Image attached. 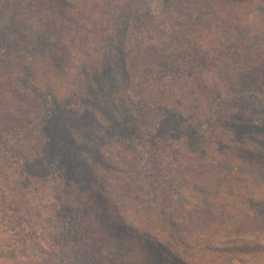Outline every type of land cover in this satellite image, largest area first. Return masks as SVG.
<instances>
[{
  "label": "trees",
  "instance_id": "obj_1",
  "mask_svg": "<svg viewBox=\"0 0 264 264\" xmlns=\"http://www.w3.org/2000/svg\"><path fill=\"white\" fill-rule=\"evenodd\" d=\"M145 1L18 0L12 45L0 29V67L21 71L4 85L20 101L0 98L1 263L70 264L64 250L82 239L108 264H196L194 253L264 264V33L242 31L249 17L264 21V0H205L235 16L217 20L228 29L207 44L192 34L203 19L191 0H165L159 21ZM25 23L45 26L36 44L19 41ZM113 172L119 189L105 180ZM124 203L149 206L161 227L127 224ZM176 207L199 222L182 231ZM207 227L262 242L222 248L179 235ZM39 240L48 251L29 263L25 248Z\"/></svg>",
  "mask_w": 264,
  "mask_h": 264
},
{
  "label": "rangeland",
  "instance_id": "obj_2",
  "mask_svg": "<svg viewBox=\"0 0 264 264\" xmlns=\"http://www.w3.org/2000/svg\"><path fill=\"white\" fill-rule=\"evenodd\" d=\"M10 2V8L7 9V12L0 13V29L3 30V33L7 35V38L10 39V43H12L16 40L15 36H13L12 30L9 25H12L13 23L10 22L11 19V9L14 6V4H17L18 0H8ZM192 1V0H191ZM190 1L192 5L190 8V15H196L199 13V17L202 18V22L198 23V28L196 27L192 34H194V37H197L198 41H202L205 44L209 41H218V35L220 36L222 31H226L227 27H222V31L216 30V22L219 19L222 20H228V19H234L235 16L233 13L228 14L224 11V13H220L219 9H216L215 5L213 3H210L209 1L205 0H193ZM33 4V3H32ZM142 7H148L150 9V15H153L154 19L159 21L158 18H161V14L164 12H168L166 9V3L165 0H148L143 2ZM183 7L188 9V3L184 1L182 3ZM200 5V6H199ZM141 7V8H142ZM183 10L186 12L187 10ZM179 11V10H178ZM28 12L33 17H39L41 13V9H38L36 7H31L28 9ZM188 15V14H187ZM138 17V16H135ZM234 17V18H233ZM241 17V16H240ZM238 17L239 19H241ZM243 18V16H242ZM12 20V19H11ZM244 21V19L242 20ZM199 22V21H196ZM230 22V20H228ZM21 23V22H20ZM22 24V23H21ZM195 25V24H194ZM247 25V26H246ZM246 30L242 31H249V32H263L264 33V21L261 19H258L256 17H249L246 19V22L244 24ZM45 27L43 24L39 23H25L24 28L21 32V38L19 41H22L23 43L28 44H36L37 39L40 37L41 34H43L45 31L43 29ZM219 33V34H218ZM214 37H216L214 39ZM206 41V42H205ZM52 44L54 43L52 39H48L45 44ZM178 45L181 44V40L177 42ZM21 71L20 68L17 66H11L8 63H4L0 67V98L3 100H9L11 101H20L19 95L11 96V94L8 92L6 86H4L6 83H10L11 85H16L14 83L15 78L17 76H20ZM17 98V99H16ZM24 127V126H23ZM105 154V162L109 165H112L115 167V155L112 153H104ZM114 162V163H113ZM103 174V172H102ZM100 176H105V175ZM122 175H119L115 172L111 174H107L105 176V180L108 182V184L115 186L116 188H120L122 186ZM121 181V182H120ZM69 190V194L72 195V190L75 192V189L71 187ZM73 198L68 197V202L71 204H76L75 202H72L71 200ZM121 204V201L119 202ZM125 204V203H124ZM117 205V204H116ZM125 207L130 209V212L126 214L125 217L128 218L127 224L130 223L131 225L139 226V225H148L151 226L152 224L160 226L162 225L161 220H158V217L156 218L154 211L149 206L143 205V204H137V203H127L125 204ZM82 209V208H81ZM167 210V209H166ZM170 211H175L173 214H171L170 218H173V223L175 225H184L187 222V225L184 229H181L184 232L188 231L189 225H193L195 223H198L199 221L195 220V218H191L192 216L196 215L191 213L190 210L186 209H180L179 207L173 208ZM188 211V212H186ZM167 211L165 213V216H167ZM189 213V214H187ZM203 215L208 214L209 216L206 218L208 227L211 226V220L213 219L214 215L207 213L206 211L203 212ZM122 218H125L123 214H120ZM216 216V215H215ZM224 220V219H223ZM107 221V220H106ZM204 228L202 232H200L199 237L195 236H188V234L183 235L180 233L179 235L184 237L185 241H204L207 242L210 245L216 246V247H222V248H228V247H237L242 245H252L254 243H260L262 242L261 237L250 234V235H244V236H235V237H229V238H217V236L212 235L209 232V228ZM182 228V227H180ZM169 232L174 233L171 227H168ZM217 235V234H216ZM213 237V238H212ZM35 242V243H34ZM32 243L27 244L25 248V259L27 262L31 263L35 260H40L43 258L47 251H48V244L46 241L39 240L34 241ZM82 239L79 240V242L76 245V251L73 248H66L64 259L70 264H108L106 260L100 257V249L97 245H92L90 243H83ZM79 247V248H78ZM70 249V250H69ZM77 253V254H76ZM196 261H193L196 264H207L205 262L204 257L199 253H194ZM0 264H11V263H1Z\"/></svg>",
  "mask_w": 264,
  "mask_h": 264
}]
</instances>
